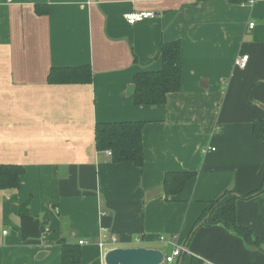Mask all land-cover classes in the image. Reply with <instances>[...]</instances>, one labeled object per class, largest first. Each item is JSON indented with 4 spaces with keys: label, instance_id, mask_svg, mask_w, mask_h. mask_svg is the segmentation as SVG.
Here are the masks:
<instances>
[{
    "label": "crops",
    "instance_id": "0c3cea01",
    "mask_svg": "<svg viewBox=\"0 0 264 264\" xmlns=\"http://www.w3.org/2000/svg\"><path fill=\"white\" fill-rule=\"evenodd\" d=\"M143 12L154 17L124 20ZM162 42L180 45V87L164 105L137 106L134 76L161 70ZM84 66L90 83L48 82L52 68ZM259 120L264 0H0V165L24 171L18 187L0 190V264H63L67 245L79 249L77 264H105L97 243L108 234L116 247L167 255L155 238L183 246L207 202L260 188ZM119 122L144 124L141 167L96 148V124ZM170 172L195 176L168 199ZM236 220L257 249L203 227L182 264H264V192L238 201ZM144 236L153 239L135 245Z\"/></svg>",
    "mask_w": 264,
    "mask_h": 264
},
{
    "label": "trees",
    "instance_id": "16d2710c",
    "mask_svg": "<svg viewBox=\"0 0 264 264\" xmlns=\"http://www.w3.org/2000/svg\"><path fill=\"white\" fill-rule=\"evenodd\" d=\"M43 14L44 8H36ZM181 52L178 42L161 43L158 57L162 68L157 72H141L134 76V103L137 106H160L166 103L167 95L175 93L180 87ZM91 72L86 66L78 68H52L48 75L50 83H90ZM142 122L98 123L95 127L96 148L99 151H110L114 163H132L137 167L143 164ZM252 135L257 141L264 143V120L256 121L252 126ZM20 166L0 165V190L18 187L19 177L23 173ZM193 172H170L165 175L164 192L166 198L179 195L186 184L193 179ZM264 192V180L256 191L241 193L226 190L217 199L207 202L202 214L190 230L186 243L190 242L194 230L200 228L222 226L240 237L247 247L258 248L261 241L256 239L250 230L239 226L236 220V204L241 200H250ZM199 228V229H200ZM198 229V230H199ZM152 236L141 238L151 241ZM156 240V238H155ZM63 264H77L80 251L76 246H65L62 249ZM182 253L177 259L181 258ZM186 255V254H185ZM189 264H202V261L191 257Z\"/></svg>",
    "mask_w": 264,
    "mask_h": 264
},
{
    "label": "built area",
    "instance_id": "2783aa9c",
    "mask_svg": "<svg viewBox=\"0 0 264 264\" xmlns=\"http://www.w3.org/2000/svg\"><path fill=\"white\" fill-rule=\"evenodd\" d=\"M154 15L150 12H143V13H129V14H125L124 15V20L128 25H135L137 23L143 22L145 20H149L151 18H153ZM253 23H250L248 26V29H252L253 28ZM248 60V56H242L240 58H237L235 63L236 66L238 67H243L246 62ZM108 155H110V152H107ZM3 234H7V231H3ZM156 241L159 243H164V244H168L171 248H172V253L170 255H164V261L163 264H174L178 257L180 256V254L183 251V246L180 245L178 243V240L176 238H172L170 241H167L165 237L159 236L156 238ZM143 243V240L141 239H137L135 240V245L139 246ZM85 242H79V245H85ZM97 246L100 249H105L107 251L113 249V248H117L116 246H118V241L117 239L111 235L108 234V236L106 237V239L103 241H100L99 243H97ZM202 264H206V263H202Z\"/></svg>",
    "mask_w": 264,
    "mask_h": 264
},
{
    "label": "water",
    "instance_id": "95a60500",
    "mask_svg": "<svg viewBox=\"0 0 264 264\" xmlns=\"http://www.w3.org/2000/svg\"><path fill=\"white\" fill-rule=\"evenodd\" d=\"M201 225L202 224L197 226L194 232H196ZM187 249L188 243L183 248L181 258L178 260L177 264L183 263V258ZM163 261L164 255L161 251L144 247H117L107 251L104 256L105 264H163Z\"/></svg>",
    "mask_w": 264,
    "mask_h": 264
},
{
    "label": "rangeland",
    "instance_id": "374dc122",
    "mask_svg": "<svg viewBox=\"0 0 264 264\" xmlns=\"http://www.w3.org/2000/svg\"><path fill=\"white\" fill-rule=\"evenodd\" d=\"M171 253H172V248H171L170 250H166V251H165V254L170 255Z\"/></svg>",
    "mask_w": 264,
    "mask_h": 264
}]
</instances>
